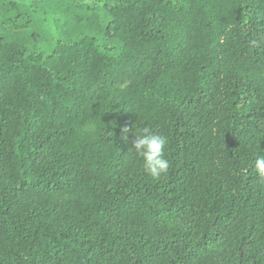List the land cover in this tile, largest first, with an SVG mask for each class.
I'll return each instance as SVG.
<instances>
[{
    "label": "trees",
    "instance_id": "1",
    "mask_svg": "<svg viewBox=\"0 0 264 264\" xmlns=\"http://www.w3.org/2000/svg\"><path fill=\"white\" fill-rule=\"evenodd\" d=\"M63 3L0 36V264H264V0Z\"/></svg>",
    "mask_w": 264,
    "mask_h": 264
},
{
    "label": "rangeland",
    "instance_id": "2",
    "mask_svg": "<svg viewBox=\"0 0 264 264\" xmlns=\"http://www.w3.org/2000/svg\"><path fill=\"white\" fill-rule=\"evenodd\" d=\"M60 3L58 4L57 7V13L53 12V6L49 7V10L47 12H45L47 15V19L50 23V25L47 28H44V32L45 35L41 36V40L39 39L38 41H34L29 39V36L32 35L36 30L35 27L33 25H30L29 30L28 31H24V32H20L17 34H13L10 32H3L1 30V26H0V36L4 35L5 39L9 42H14L20 45L25 46L27 43L30 44V46L36 48L38 51H40L44 56H48L54 45L55 42H60V41H74V40H78L80 39L82 36L84 35H89L90 33L95 32L90 31L86 28L87 26V22H84L82 27H74L72 24H70L69 26L66 25V20L64 18V15L62 13V9L61 7L59 8V6L65 4L63 3L66 0H59ZM78 1H83L85 2L87 5H90L91 7H93L94 9H99L101 7L102 4H98L96 3L97 0H78ZM63 3V4H62ZM50 4V3H49ZM60 12V13H59ZM99 17H98V21H103V22H109V18L105 17L102 13V11H99ZM91 20H93V18H88V21L91 22ZM89 24V23H88ZM85 25V26H84ZM100 29L96 30V34H97V42L99 43L100 46L105 47L108 46L111 50H118L119 48V43H117L116 41H108L106 39V37L104 36V27L105 25L100 24ZM41 29V28H38Z\"/></svg>",
    "mask_w": 264,
    "mask_h": 264
}]
</instances>
